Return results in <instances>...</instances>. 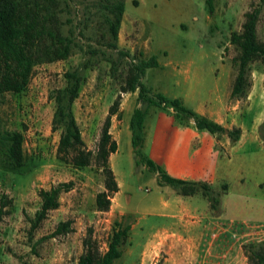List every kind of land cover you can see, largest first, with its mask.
Wrapping results in <instances>:
<instances>
[{
  "label": "rangeland",
  "instance_id": "obj_1",
  "mask_svg": "<svg viewBox=\"0 0 264 264\" xmlns=\"http://www.w3.org/2000/svg\"><path fill=\"white\" fill-rule=\"evenodd\" d=\"M111 1L115 0H57L62 31L74 28L77 45L65 59L36 64L24 91L6 92L0 98V129L23 131L27 159L22 172L0 176V205L2 199L8 200L0 218V264H76L83 238L90 233L104 251L118 227L115 221L129 224L130 229L120 244L121 256L112 264H249L248 245L264 239V149L249 142L230 152L232 169L213 186L217 190L212 189L219 201L217 208H209L206 238L199 249L191 248L192 241L184 239L187 225L164 214L176 211L183 200L195 204L201 215L208 208L207 198L201 189L190 196L178 194L172 185L159 182V173L145 161L157 153L160 141L175 140L169 127L178 125L172 108L149 104L137 98V89L123 91L121 85L132 59L155 54L158 64L142 76L150 95L180 97L193 109L203 100L220 103L227 131L242 120L263 121L264 60L250 65L254 91L248 110L246 97L238 98L231 116L230 105L236 98L230 91L239 51L232 33L241 30L245 11L259 5L256 31L264 43V0H210V5L208 0H124L116 42L130 52L128 56L119 55L105 42L112 40L106 18L113 15L105 6ZM84 61H88L85 67ZM73 68L83 69L85 75L73 112L88 149H96L109 106L119 96L109 127L119 141L109 162L120 186L106 210L95 206L96 193L104 189V174L96 163L92 160L78 168L56 155L59 130L52 129L51 92L65 84L64 72ZM135 106L146 109L140 153L131 144L127 126ZM154 160L166 171L161 158ZM67 180L73 181L72 188L62 191L59 205L30 230V217L40 206L38 190ZM222 182L227 183L226 189ZM164 200L169 207L162 205ZM64 220H69L67 230L52 234ZM202 226L194 225L191 232L198 235ZM212 233H217L213 239Z\"/></svg>",
  "mask_w": 264,
  "mask_h": 264
},
{
  "label": "trees",
  "instance_id": "obj_2",
  "mask_svg": "<svg viewBox=\"0 0 264 264\" xmlns=\"http://www.w3.org/2000/svg\"><path fill=\"white\" fill-rule=\"evenodd\" d=\"M210 5V0H208ZM112 13L107 17L109 33L112 40L105 41L109 48H117L119 55L128 56L130 52L118 48L116 39L124 11V0H115L105 5ZM211 7V6H210ZM57 0H0V98L6 92L20 93L24 91L33 73L34 66L42 62H51L67 58L77 45L76 30L71 26L68 32L63 33L58 18ZM260 13V6L255 5L244 13L242 28L232 33V41L238 44L239 51L234 57L237 63V72L234 77L230 95L234 98H245L251 84L249 70L251 63L256 59L264 60V43L258 39L256 25ZM82 32V31H80ZM91 51H93L91 49ZM88 64L84 61L83 67ZM158 64L155 54L147 58L132 59L128 65L126 76L121 89H137V98L159 108L171 111L180 125L192 123L196 128L219 134L227 129L221 123L201 114L184 104L180 97H170L162 92L150 95L151 88L142 81L146 69ZM65 84L56 87L51 92L54 100L52 115V129L59 130L56 155L59 160L69 162L73 166L83 168L93 160L104 174V189L95 195V206L98 210H106L111 203V195L119 188L115 174L109 163V154L116 151L117 141L112 137L109 127L111 115L117 113L119 96L111 103L106 114L96 149L92 151L85 146L81 130L73 112V103L79 95L81 85L85 80L83 69L73 68L64 72ZM145 108L135 106L129 118L131 144L137 153L141 152L144 138ZM186 117L188 119H186ZM260 136L264 142V119L259 124ZM227 134L237 139L240 128L229 129ZM24 133L20 129H0V176L4 172L19 173L27 166V159L23 150ZM146 156V155H145ZM137 161V160H136ZM146 163L159 173L161 183L172 185L180 194H194L201 189L212 208H217L219 199L215 198L209 183L200 180H191L172 176L160 169L153 159L145 157ZM138 162V161H137ZM73 186L72 180L60 181L48 188H40V206L30 217V230L39 226L50 209L59 205L62 191ZM224 188L227 184L223 183ZM7 199H2L0 218L4 213L3 206ZM114 227L104 251L99 249L91 234L83 240V249L77 258L76 264H112L114 259L121 256L120 244L130 229L129 224ZM69 220L60 221L52 234L67 230ZM247 248L249 264H264V239L252 242Z\"/></svg>",
  "mask_w": 264,
  "mask_h": 264
},
{
  "label": "crops",
  "instance_id": "obj_3",
  "mask_svg": "<svg viewBox=\"0 0 264 264\" xmlns=\"http://www.w3.org/2000/svg\"><path fill=\"white\" fill-rule=\"evenodd\" d=\"M253 87L254 85L252 83L246 96V100L249 102L246 110H248V107L251 103V95L254 91ZM238 101L239 99L236 98V101H234V103H231L230 105V107L234 109L230 112L231 116H233V113H236L235 109L238 105ZM194 109L197 112L204 114L221 123L223 126H226L223 117L224 112L222 111V104L219 103L218 105H210L209 102H204L203 100L202 102H199ZM130 114L127 119V126H129ZM225 118H227V116ZM191 122L192 123L188 125H174L173 123H171L172 125H170L169 127H172L173 129V136L175 140L167 144L160 141L157 144V153H155V151L152 153L155 159H162V165L164 169L172 176L191 180L205 181L211 185L212 189L217 190V188H213V186L215 187V185L226 176L228 171L232 169L233 162L231 161V156H229L230 152L234 153L240 145H244L249 142L256 143V145H258L260 149H264V142L260 136L258 128L259 124L262 122V118H257V120L251 124H247L243 120L241 122L239 121L238 123H235L236 127L240 128V134L237 139L230 138L226 134L227 131L223 132L222 135H218L207 130L198 129L193 124V121ZM144 127H146V125H144ZM128 134L130 136V131H128ZM114 139L118 143V137H114ZM153 157L150 158L154 160ZM224 157L227 158L225 159ZM118 186H120L119 182ZM180 195L190 196L192 194ZM169 204L170 203L168 200H164L162 202V205H164L165 207H169ZM209 208L210 205L208 201L207 210L202 212V214L200 215L196 212L195 204L191 202L185 203V201L182 200L176 211H169V213H165L164 215L173 218L174 222L178 224L184 222L183 224H186L187 229H189V232L185 233L187 234V236L184 237V239L192 241V243H189V246L191 248L198 247L199 249L201 241L206 238L204 225L210 221V215H208ZM198 224H202L203 229L198 235H194V233L191 232V229L194 225ZM157 231L160 232L161 229H158ZM216 234L217 233H212L211 239H213ZM166 236H170V234H166ZM161 240L162 238L160 239V241Z\"/></svg>",
  "mask_w": 264,
  "mask_h": 264
},
{
  "label": "water",
  "instance_id": "obj_4",
  "mask_svg": "<svg viewBox=\"0 0 264 264\" xmlns=\"http://www.w3.org/2000/svg\"><path fill=\"white\" fill-rule=\"evenodd\" d=\"M225 131H227V130L225 129Z\"/></svg>",
  "mask_w": 264,
  "mask_h": 264
}]
</instances>
